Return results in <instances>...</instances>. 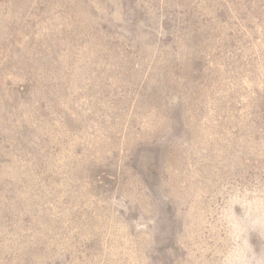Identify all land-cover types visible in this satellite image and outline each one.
Instances as JSON below:
<instances>
[{
    "label": "rangeland",
    "instance_id": "374dc122",
    "mask_svg": "<svg viewBox=\"0 0 264 264\" xmlns=\"http://www.w3.org/2000/svg\"><path fill=\"white\" fill-rule=\"evenodd\" d=\"M0 264H264V0H0Z\"/></svg>",
    "mask_w": 264,
    "mask_h": 264
}]
</instances>
